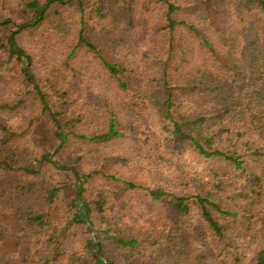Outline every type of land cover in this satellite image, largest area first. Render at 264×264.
Returning <instances> with one entry per match:
<instances>
[{
  "label": "trees",
  "instance_id": "trees-1",
  "mask_svg": "<svg viewBox=\"0 0 264 264\" xmlns=\"http://www.w3.org/2000/svg\"><path fill=\"white\" fill-rule=\"evenodd\" d=\"M77 4L80 30L75 46L54 63L58 70L37 78L32 56L28 71L20 70L29 95L38 100L27 127L35 148L21 146L5 122L28 103L25 95L17 102L4 98L14 80L7 75L26 56L22 49L16 52L15 40L28 26L0 46V264H105L102 257L107 264H264V0ZM45 6L39 0L26 3L36 14ZM46 11L29 29L42 26ZM11 26V18L0 21V28ZM82 53L98 60L119 93V109L106 108L95 132L85 130L87 117L73 91ZM34 80L47 89L43 98ZM151 110L171 137L168 149L192 162L175 164L158 154L148 170L151 185L101 173L154 207L166 202L168 215L154 221L155 232L142 241L124 235V222L119 229L109 224L98 230L111 241L104 246L97 238L99 257L93 240L83 237L89 233L84 226L89 220L97 230L95 214L104 222L110 195L99 192L95 205L84 200L90 179L82 174L83 158H62L77 169V182L47 154L64 138L58 156L70 142L99 146L128 139L136 120ZM48 169L66 174L62 185L44 179ZM61 196L78 197L81 204L68 203L61 217ZM122 212L119 222L128 218ZM73 237L80 248L69 247Z\"/></svg>",
  "mask_w": 264,
  "mask_h": 264
},
{
  "label": "rangeland",
  "instance_id": "rangeland-1",
  "mask_svg": "<svg viewBox=\"0 0 264 264\" xmlns=\"http://www.w3.org/2000/svg\"><path fill=\"white\" fill-rule=\"evenodd\" d=\"M31 1L0 0V21L6 18L13 20V26L9 29L0 28V46L6 45V38L20 31V26H28L27 30L16 37L14 48L24 50L26 56L22 58L21 62L16 63L17 70L15 65L14 72L7 75V78H14V80L8 86L10 87L9 95L4 97L9 100L8 102H17L25 100V95L28 103L20 111L7 115L5 122L14 127V131L16 132L14 139L21 146L25 145L28 148H35L36 141L34 142L33 138L35 139L36 137L33 134V130L27 129V127L29 121L38 113V109L36 108L38 100L35 99L34 95H29L20 70L26 68L28 71L30 66L27 56H32L34 58L32 72H34L37 78L44 79L54 74V70L59 67V65L56 66L54 63L61 61L62 56L66 55L75 46L77 34L80 30V15L77 0H71L68 3L63 1H61L62 3H57L56 1L55 4L47 9L46 20L42 22V26L39 29L33 27L29 29V27L36 24V20L38 19L35 10H29L26 7V3ZM50 1L39 0L43 6ZM111 14L114 15L112 11ZM184 14H187V11ZM157 20L161 21L160 18ZM55 27L57 31H55ZM78 63L80 64L75 65V73L72 74L74 75L73 81L77 84L73 88V91L75 92V98H78V109L87 117L85 130L95 132L100 130V126L104 122L105 116L102 115L106 108H111L112 110L119 109V93L114 85L110 84L105 70L92 54L82 53L78 59ZM34 86L37 88L39 95L47 93V89L38 87L35 80ZM135 127L137 128H135L133 133H130L128 139L99 146H81L70 142L68 149L64 151L62 156L57 155L61 150L54 157L50 155L59 147L47 154L52 163L57 164V166L71 167L64 160L79 161L83 158L80 163L82 174L89 175L90 179L86 185L88 191L84 196V200L95 205L94 202L99 192L106 191V194L110 195L108 199L110 205H106L104 222L101 219L98 220L97 214H95L93 221L97 230L95 231L91 225L92 231H90L85 221L84 227L87 228L89 233L85 235L83 232L85 239L93 240L95 237L97 242V238H101L104 241V246L110 245L111 241L103 234H99L98 230L111 228L110 226L108 227L109 224L113 225V229H119V225L125 223V226H122L124 235L129 236L132 234L142 241V239L148 238L146 233H150V231L155 232L157 223L154 221L166 220L168 211L166 210V202L154 207L144 195L134 193L125 187H119V184L105 180L102 177V172L115 175L118 178L128 179V181L134 180L145 185H151L150 179L152 178H150L148 170H150V166H153L154 162L158 161L156 159L158 154L171 159L175 164L179 160L184 166L192 162L184 156L185 164L181 157L176 153L173 154L168 149V146L171 145V137L163 130L160 119L157 117L155 111L151 110L143 117H139L136 120ZM36 150L39 151L40 149L37 148ZM124 160L128 161L125 162ZM196 161L195 159L194 163ZM230 174L236 175L233 172ZM65 178L66 174L48 169L44 179L62 185ZM76 181L79 182L80 177L79 180L76 178ZM72 201L81 204V201H78V197L61 196L57 205L61 217H64L68 213L66 205ZM121 211L128 216V218L121 221L122 223L119 222V213ZM73 245L80 248L77 237H73L70 240L69 247L72 248ZM110 248L111 246L107 250ZM102 261H105L103 257Z\"/></svg>",
  "mask_w": 264,
  "mask_h": 264
},
{
  "label": "water",
  "instance_id": "water-1",
  "mask_svg": "<svg viewBox=\"0 0 264 264\" xmlns=\"http://www.w3.org/2000/svg\"><path fill=\"white\" fill-rule=\"evenodd\" d=\"M55 1H63V2L68 3V2H70L71 0H51L50 2H48V3L46 4V6H45L44 8H42L41 10H39V12H38V14H37L38 18H40V17L43 15V13L47 10L49 4H50L51 2H55ZM11 37H14V34H12ZM12 44L14 45V41L12 42ZM15 50H16V52L20 53V50H19L18 48H15ZM25 70L27 71L26 68H25ZM40 96L43 98V95H40ZM64 142H65V138L62 140V144L59 146V148H58L54 153H52V154H50V155L54 157V156L56 155V153H58V152L61 150V148L63 147ZM60 168H61L62 170H66V171H72V172L75 174L77 180H79V175H78L77 169H76L75 167H73V166H72V167L60 166ZM86 223H87V225H88V227H89V230L92 231L91 224H90L89 220H86ZM93 244H94V246H95V251L97 252L98 256L101 257L100 250H99V248L96 246L97 242H96L95 237H94V239H93ZM104 263L107 264L106 261H104Z\"/></svg>",
  "mask_w": 264,
  "mask_h": 264
}]
</instances>
